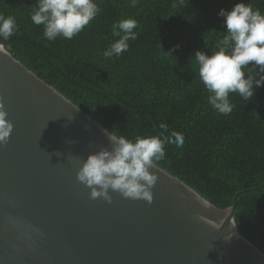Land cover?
<instances>
[{
	"label": "trees",
	"instance_id": "1",
	"mask_svg": "<svg viewBox=\"0 0 264 264\" xmlns=\"http://www.w3.org/2000/svg\"><path fill=\"white\" fill-rule=\"evenodd\" d=\"M138 1L132 7L129 0H96L101 11L80 34L49 41L43 25L31 21L37 0H0V15L17 25L0 44L112 134L161 136V123L182 133L183 148L166 144V158L156 166L217 209L234 207L237 230L264 255V87L250 101L230 93L233 111L219 114L207 102L194 62L197 51H216L226 33L221 9L251 3L264 15V0ZM128 18L138 21L137 39L106 59L103 52L119 39L111 26ZM179 37L180 48L168 41Z\"/></svg>",
	"mask_w": 264,
	"mask_h": 264
},
{
	"label": "water",
	"instance_id": "2",
	"mask_svg": "<svg viewBox=\"0 0 264 264\" xmlns=\"http://www.w3.org/2000/svg\"><path fill=\"white\" fill-rule=\"evenodd\" d=\"M0 98L14 126L0 145V264H264L234 207L217 209L157 166L151 204L91 199L77 172L111 151L106 130L3 44Z\"/></svg>",
	"mask_w": 264,
	"mask_h": 264
},
{
	"label": "clouds",
	"instance_id": "3",
	"mask_svg": "<svg viewBox=\"0 0 264 264\" xmlns=\"http://www.w3.org/2000/svg\"><path fill=\"white\" fill-rule=\"evenodd\" d=\"M178 2L183 5L185 0ZM129 3L135 7L138 0H129ZM176 6L174 3L173 7ZM100 11L96 0H37L31 21L37 26L43 25V35L49 41L58 37L71 40ZM218 16L224 18L226 33L217 41L216 51L211 55L197 51L194 62L199 66L200 80L209 93L208 104L217 113L227 116L235 107L229 100L230 93H237L250 101L255 90L264 87V15L251 3L241 2L235 4L231 11L221 9ZM137 25L138 21L132 18L113 23L112 35L119 39L103 52V56L107 59L126 52L128 41L137 39V32L133 31ZM16 31L15 18L0 15V39L7 41ZM7 116L0 98V145L8 143L14 127ZM159 128L163 130V138L136 136L130 140L105 131L112 143L111 151L104 149L89 154L77 172V180L90 189L91 199L102 198L111 203V191L124 198L144 200L148 204L153 202L152 189L158 176L150 169H155L157 162L166 158V144L183 148L185 143L182 133L169 132L164 123Z\"/></svg>",
	"mask_w": 264,
	"mask_h": 264
},
{
	"label": "flooded vegetation",
	"instance_id": "4",
	"mask_svg": "<svg viewBox=\"0 0 264 264\" xmlns=\"http://www.w3.org/2000/svg\"><path fill=\"white\" fill-rule=\"evenodd\" d=\"M168 41L171 42V43H173L175 46H178L179 48H180L182 45H183V46L185 45L183 39H181L180 37H179L177 40H175L174 38H172L171 40L168 39Z\"/></svg>",
	"mask_w": 264,
	"mask_h": 264
},
{
	"label": "bare ground",
	"instance_id": "5",
	"mask_svg": "<svg viewBox=\"0 0 264 264\" xmlns=\"http://www.w3.org/2000/svg\"><path fill=\"white\" fill-rule=\"evenodd\" d=\"M128 1V0H127ZM139 2V1H138ZM188 2V1H187ZM136 20V19H135ZM138 27H139V25H138ZM152 27V26H151ZM168 28V27H167ZM170 28V27H169ZM168 28V29H169ZM151 29V28H150ZM165 31H166V28H163ZM152 30V29H151ZM140 31V30H139ZM142 31V30H141ZM149 31V30H148ZM158 44V43H157ZM159 46V45H158ZM163 47V46H162Z\"/></svg>",
	"mask_w": 264,
	"mask_h": 264
}]
</instances>
